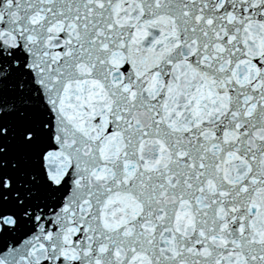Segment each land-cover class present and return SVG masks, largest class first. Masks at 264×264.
I'll list each match as a JSON object with an SVG mask.
<instances>
[{"label": "snow or ice", "instance_id": "obj_1", "mask_svg": "<svg viewBox=\"0 0 264 264\" xmlns=\"http://www.w3.org/2000/svg\"><path fill=\"white\" fill-rule=\"evenodd\" d=\"M0 264H264V0H0Z\"/></svg>", "mask_w": 264, "mask_h": 264}]
</instances>
